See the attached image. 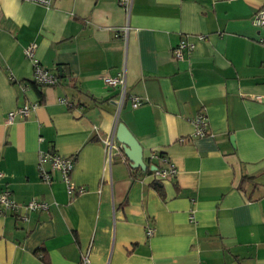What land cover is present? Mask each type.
Masks as SVG:
<instances>
[{"label":"crops","instance_id":"0c3cea01","mask_svg":"<svg viewBox=\"0 0 264 264\" xmlns=\"http://www.w3.org/2000/svg\"><path fill=\"white\" fill-rule=\"evenodd\" d=\"M263 8L133 0L128 13L119 0H0V193L49 204L28 221L0 216V264H81L86 252L91 264H264V32L252 21ZM183 38L194 49L177 61ZM31 44L56 85L34 84ZM120 75L121 110L119 89L104 84ZM129 96L144 103L132 108ZM199 115L205 137L195 136ZM120 123L147 172L123 155L106 167L103 141ZM42 152L74 160L71 193L58 171L42 180ZM170 164L176 176L157 179L151 168Z\"/></svg>","mask_w":264,"mask_h":264},{"label":"built area","instance_id":"2783aa9c","mask_svg":"<svg viewBox=\"0 0 264 264\" xmlns=\"http://www.w3.org/2000/svg\"><path fill=\"white\" fill-rule=\"evenodd\" d=\"M25 2H31L35 4H39L44 6L45 8H51L54 0H22ZM133 0H119L120 6H122L126 12L130 13L132 7ZM253 24L260 29V31L264 32V8L258 11L253 19ZM125 32L127 33L129 27H125ZM203 37H200V40H203ZM36 44L29 45L24 53L26 58L34 65V80L39 85H47V86H54L58 83L59 77L56 73L50 72L42 68L39 64V60L36 58ZM194 49V45L187 41L186 38H183L181 42L178 44L176 48L173 50V58L177 61H182L185 58L186 54H190ZM104 84L111 88H118L119 89V110L126 103V99L128 98L127 93V83L125 76H116V77H105ZM131 100L132 108L140 107L144 102L136 96H129ZM61 102L68 104L71 106L70 103L67 102L66 99H62ZM37 108V104L25 105L19 108L16 111L10 112L8 114L7 123H12L15 119L17 114L21 115L22 117H27L31 111H34ZM196 126V137H205L208 135L209 127L202 115L196 117L195 121ZM105 149H106V167H110L115 156L119 153V147L116 145L115 133L112 132L108 135V137L103 141ZM117 152V153H116ZM151 158L153 159H161L164 160L159 156L157 153H153ZM48 164V167H46ZM74 168V160L72 158H67L61 156L56 153H45L42 152L39 155L38 160V171L42 180L47 183L52 182V171L60 172L63 181L67 184L68 190L71 193L74 189L71 185V173ZM154 174L157 179L165 180L169 177H175L177 174V170L171 164L169 167H157L154 170ZM2 177V173L0 172V178ZM82 192V191H81ZM49 204L37 200H30L25 205L18 204L10 191H3L0 193V216L5 214H13L19 216L22 221H28V216L33 211H42L48 210ZM154 234L153 229H148V236H152ZM81 264H91L90 261V254L86 252L81 257Z\"/></svg>","mask_w":264,"mask_h":264},{"label":"water","instance_id":"95a60500","mask_svg":"<svg viewBox=\"0 0 264 264\" xmlns=\"http://www.w3.org/2000/svg\"><path fill=\"white\" fill-rule=\"evenodd\" d=\"M115 137L116 143H118L119 147L118 155L125 156L130 161L132 168H140L143 171H146L147 164L144 161L142 147L123 123H120L117 126ZM151 169L154 171L156 168L152 167Z\"/></svg>","mask_w":264,"mask_h":264},{"label":"trees","instance_id":"16d2710c","mask_svg":"<svg viewBox=\"0 0 264 264\" xmlns=\"http://www.w3.org/2000/svg\"><path fill=\"white\" fill-rule=\"evenodd\" d=\"M34 84H36L37 85V83H34ZM117 156H122V155H117ZM135 171H140L139 169H136ZM149 171V170H148ZM147 172V171H146ZM149 172H151V171H149Z\"/></svg>","mask_w":264,"mask_h":264}]
</instances>
